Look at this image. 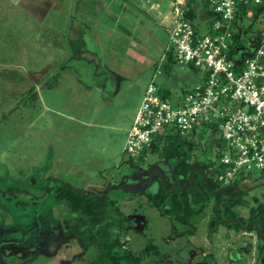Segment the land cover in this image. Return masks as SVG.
<instances>
[{
  "label": "rangeland",
  "instance_id": "obj_1",
  "mask_svg": "<svg viewBox=\"0 0 264 264\" xmlns=\"http://www.w3.org/2000/svg\"><path fill=\"white\" fill-rule=\"evenodd\" d=\"M173 1L186 2L0 0L7 31L17 26L21 33L19 44L6 46L17 51L4 60L0 55V190L20 189L11 197L0 193V264H87L95 254L97 245L84 251L76 242L79 214L46 191L47 176L76 188L106 187L116 200L107 209V228L119 232L133 252L156 247L139 264L264 263L257 258V234L247 224L238 230L215 224L212 198L195 201L204 207L188 223L172 218L168 204L152 206L147 193L176 181L174 159L147 151L139 161L124 150L148 84L173 101L201 80L196 69L166 58ZM255 5L232 19L235 55L252 52L257 33L264 36V10L254 16ZM192 22L204 30L199 11ZM49 31L59 33L53 48L61 53L40 60L37 77L30 55L18 51L34 50L37 33L44 37ZM201 126L187 136L196 143L191 158L216 162L223 147L220 132ZM172 132L168 126L164 134ZM206 173L215 181L211 168ZM235 178L243 179L240 188L245 189L242 202L233 205L242 220L258 202L254 197L264 200V171L253 167ZM221 186L224 210V199L235 197L232 188Z\"/></svg>",
  "mask_w": 264,
  "mask_h": 264
},
{
  "label": "built area",
  "instance_id": "obj_2",
  "mask_svg": "<svg viewBox=\"0 0 264 264\" xmlns=\"http://www.w3.org/2000/svg\"><path fill=\"white\" fill-rule=\"evenodd\" d=\"M206 1L211 11L206 29H197L184 16L181 1L172 2L174 20L167 29L175 62L199 71L200 82L173 101L148 84L127 130L124 150L131 157L139 155L168 126L188 136L197 126L207 125L223 140L215 178L228 184L243 170L264 171V36L248 54L230 52L237 5L260 0Z\"/></svg>",
  "mask_w": 264,
  "mask_h": 264
},
{
  "label": "trees",
  "instance_id": "obj_3",
  "mask_svg": "<svg viewBox=\"0 0 264 264\" xmlns=\"http://www.w3.org/2000/svg\"><path fill=\"white\" fill-rule=\"evenodd\" d=\"M198 5H201L203 10L205 9V15L209 20L211 11L206 9V0H186L184 16L192 21ZM249 5L251 4H238L234 16L243 13ZM255 6L254 16H258L264 10V0H260ZM210 22L208 21V25ZM232 35L231 53H233L234 43L237 41L235 35ZM261 37L262 33L258 32L257 40ZM166 58L175 62L171 47L168 49ZM163 95L167 96L168 94L164 92ZM195 146L196 143L193 139L187 138V136L176 132L166 135L162 133L155 135L150 145L144 147L137 157L135 156L139 161H142L147 151H158L166 159H174L172 172L176 181L165 183V185L160 184L154 193H147L150 204L157 209H162L164 204H168L172 218L188 223L190 218L201 213L204 207L203 203L197 204L196 207L195 201L202 197L212 198L215 224L223 223L226 227L236 230L247 224L246 229L251 228L257 234V258L264 259V200L259 201L254 197L253 199L258 202L251 205L248 215L240 220L233 210V205L242 202L245 189L240 188L242 186L241 179L235 178L228 184H223L216 178L215 181H212L206 171L211 168L215 173L218 163L217 161L206 162L202 159L192 160ZM154 176L155 174H152V177ZM46 180H49L45 187L46 191L51 192L56 201L67 203L70 210L79 214L75 217L77 227L73 232L79 246L86 251L90 245H97L95 254L89 258L87 264H139L143 258L156 250L154 245L149 244L138 252H133L126 247V239L122 238L119 232L107 228L104 224L107 209L111 205L115 206L116 200L108 195L106 187L102 189L101 194H96L85 190L86 188H76L67 182L52 178V176H47ZM221 185L232 188L235 197V199L230 197L224 199V210L220 208L219 203L222 200ZM18 190L20 189L17 187H8L5 190H0V193L11 197ZM115 209L119 210L117 206ZM188 231L192 232V229Z\"/></svg>",
  "mask_w": 264,
  "mask_h": 264
},
{
  "label": "crops",
  "instance_id": "obj_4",
  "mask_svg": "<svg viewBox=\"0 0 264 264\" xmlns=\"http://www.w3.org/2000/svg\"><path fill=\"white\" fill-rule=\"evenodd\" d=\"M181 2H183V1H181ZM152 5L153 4L151 3L149 5V7H152ZM31 7H33V9H34V6H31ZM204 10H203V7L201 5L197 6V11H199L201 18L205 21V28L204 29H206L208 26V18L206 17ZM36 11L37 10H35V12ZM164 18H166V16H164ZM117 19H118V14L116 13L115 20L117 21ZM173 20H174V17L171 20V23H172L171 25H173ZM5 25H6V23L3 22L2 20H0V43H1V41L3 43V45L1 46L0 55H5L3 58H2V56H0L2 58L1 60L10 58L9 54H11L14 51H17V49L14 48V46L13 47L9 46V49H11V50L8 51L9 49H7L6 46L13 45V44L14 45L19 44L20 42H19V40L17 41V35L21 36V33L19 32L17 26H15L16 29L13 26H8V31H7V29H6L7 27ZM107 30H108V28H105V31H107ZM109 33L110 32H108V35H109ZM42 36H43L42 33H40V34L37 33L36 37L34 36L35 37V41H34L35 49L34 50H33V48H30V50L18 51V54H20V55L23 54V55H25V57H27L28 54L30 55V60L32 62H34L32 64L34 66V67L33 66L32 67L35 69L33 74L37 77H40V73H41V71H39V66H41L39 61L40 60H52L53 58H55L54 57L55 54L59 55L61 53V49L58 50L57 47L53 48V46L55 44L59 43V40H57V37L59 36L58 32L57 33H54V32L50 33V31H49V33L45 34L44 37H42ZM14 41H16V42H14ZM35 50H36V52H35ZM29 52H31V54ZM63 53H64V51H63ZM3 65L7 66L8 64L4 63ZM40 68L43 69V67H40ZM11 84L13 87V91H16L17 87H16V85H14V81L13 82L11 81ZM3 92H4V90H0V93H3ZM36 95L38 97L37 91H36ZM93 186H96V185H87L86 188H95Z\"/></svg>",
  "mask_w": 264,
  "mask_h": 264
},
{
  "label": "water",
  "instance_id": "obj_5",
  "mask_svg": "<svg viewBox=\"0 0 264 264\" xmlns=\"http://www.w3.org/2000/svg\"><path fill=\"white\" fill-rule=\"evenodd\" d=\"M85 190H88L90 192L96 193V194H101L102 189H97V188H86ZM217 204V202H216Z\"/></svg>",
  "mask_w": 264,
  "mask_h": 264
}]
</instances>
